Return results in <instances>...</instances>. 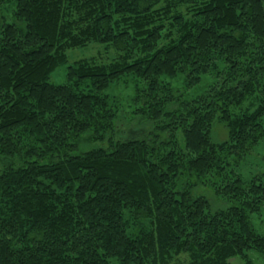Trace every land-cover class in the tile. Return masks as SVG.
Segmentation results:
<instances>
[{"label":"trees","instance_id":"1","mask_svg":"<svg viewBox=\"0 0 264 264\" xmlns=\"http://www.w3.org/2000/svg\"><path fill=\"white\" fill-rule=\"evenodd\" d=\"M91 44L115 57L50 81ZM263 140L264 0H0V264H256Z\"/></svg>","mask_w":264,"mask_h":264},{"label":"rangeland","instance_id":"2","mask_svg":"<svg viewBox=\"0 0 264 264\" xmlns=\"http://www.w3.org/2000/svg\"><path fill=\"white\" fill-rule=\"evenodd\" d=\"M7 13V12H6ZM7 14H10L8 12ZM114 51V50H113ZM104 50L102 45L91 44L86 48H76L71 49L68 52V62L65 65L58 67L51 75L50 81L54 84H64L67 81L66 72L67 67L74 61L79 59H91L94 58L97 62L109 61L115 57V51ZM212 81L211 76L204 77L202 83L196 88H192L188 91L189 95L201 94L204 90V86L207 82ZM176 84V82H174ZM108 93L118 101L120 104V120L118 122V136L125 137L128 132V128L134 126L136 128V123L138 118H134L132 112V99L134 95L133 82L131 77L123 78L118 83L114 84L109 88ZM140 125V124H139ZM135 130H142L141 128H136ZM136 133V132H134ZM140 133V132H139ZM137 133L136 135H138ZM142 135V134H141ZM213 138L216 141H224L228 138V131L224 124L216 123L213 128ZM236 172L241 175L242 178L248 180L255 175L264 172V140L260 142L259 145L235 167ZM206 192L211 199L216 198L214 196L213 189L206 186ZM210 194H209V193ZM219 202V198H217ZM214 200L213 202H215ZM223 202V201H221ZM224 203V202H223ZM253 224L257 231L264 235V205L259 214H255L252 217ZM250 257L256 262V264H264V259H262L255 251L249 252ZM232 264H243L241 259L233 258ZM189 257L186 254H182L175 258L171 264H188Z\"/></svg>","mask_w":264,"mask_h":264}]
</instances>
